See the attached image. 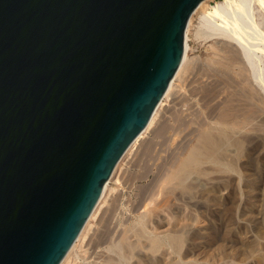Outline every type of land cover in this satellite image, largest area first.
<instances>
[{
	"label": "water",
	"instance_id": "obj_1",
	"mask_svg": "<svg viewBox=\"0 0 264 264\" xmlns=\"http://www.w3.org/2000/svg\"><path fill=\"white\" fill-rule=\"evenodd\" d=\"M201 1L0 0V264H59Z\"/></svg>",
	"mask_w": 264,
	"mask_h": 264
},
{
	"label": "rangeland",
	"instance_id": "obj_2",
	"mask_svg": "<svg viewBox=\"0 0 264 264\" xmlns=\"http://www.w3.org/2000/svg\"><path fill=\"white\" fill-rule=\"evenodd\" d=\"M222 1L209 0L207 3L214 6ZM199 8L192 14L186 27L185 56L189 64L184 70L186 74L183 73V77L175 81L173 93L178 89L177 95H171L173 99L169 97L171 100L164 101L165 105L157 118L159 123L156 121L152 131L150 129L144 134V140H140L142 144L136 143L115 165L110 184L113 188L111 190L108 187L105 191L103 201L97 207V215L90 222L89 236L97 238L102 235V231L104 233L112 227L127 229L129 226L130 229L133 225H137V230L141 228L158 234L159 229L153 226V222L151 227L149 225L155 217L151 211L158 212L160 206V209H164V212L161 210L164 213L163 224H159L165 226L163 229L187 230L182 240L181 254L190 251L189 244H193L192 238L194 240L197 237L202 240L201 251L194 255L190 252L187 254L193 255L194 261L199 259V262L211 264L217 260L224 261L222 258H225V261L234 260L242 264L243 260L253 258L255 264L259 261L258 264H264V101L260 102L261 97L264 99V37L260 43L254 39L259 38L257 28L264 34V8L255 3L253 10L250 8L248 13L240 14L242 17L236 14L238 22L254 41L247 43L252 42L249 45L252 56L245 53L247 57L232 42L211 35V30L200 29V12L205 7ZM250 60L254 61L250 63ZM258 75H262L263 80ZM223 127L228 129L233 138L234 146L228 160L232 161L231 166L237 175L211 173L203 178L188 173L174 179L173 175L202 143L201 135L216 133L218 128ZM210 176L213 177L209 179ZM214 177L219 178V181H215ZM146 204L148 210L144 212ZM141 216H145L142 221ZM147 218L152 219L147 221ZM142 225L153 230L142 228ZM199 227H204L207 232L200 235ZM247 233L253 239H249ZM89 236L87 234L88 240L72 253L70 261L73 264L79 262L75 258L77 254H85L83 250L93 239ZM73 258L78 261L74 262Z\"/></svg>",
	"mask_w": 264,
	"mask_h": 264
},
{
	"label": "bare ground",
	"instance_id": "obj_3",
	"mask_svg": "<svg viewBox=\"0 0 264 264\" xmlns=\"http://www.w3.org/2000/svg\"><path fill=\"white\" fill-rule=\"evenodd\" d=\"M207 1H209V0H203V1H201L196 6V8L193 10V12L191 13V15H190V17H189V19L187 21L186 27L188 25V22H189L190 18L192 17V14L196 11V9L198 7H200V8L201 7H205L203 9V11L200 12V27L201 28L200 27L199 28L200 29L204 28L206 30L208 29L209 31L211 30V33H210L211 35L214 34V35H217L218 37H220L222 39H225V40H228V41L232 42V44L236 45L237 47L236 46L235 47L238 48V51L240 50L241 53H243L244 56H246V54H248V53L250 54V56H252L251 55V51H250L251 50V47H249V45L252 42H250L249 44H247L248 41H253V39H251L252 36H249L250 34L249 35L246 34V32L248 33V31L243 28L244 26H242L240 24V22H238V20L236 18V14H238V16H239L240 14L243 15L245 12L248 13V10L250 8L252 9L254 7V4L255 3L261 5V7L264 8V0H224L222 2H217L216 5H214V6L209 5L207 3ZM251 13H250V16L252 15ZM240 17H242V16L240 15ZM246 17H245V19L247 20ZM186 27H185V30H184V51H183L182 60H181V62L179 64L176 72L172 76V78H171V80H170V82H169V84L167 86V89L165 90L164 94L162 95V98L160 99V101L158 102L156 108L154 109V111H153V113H152V115H151V117H150L147 125L134 138V140L131 142V144L129 145V147L126 149L125 153H127L129 150H131V148L136 143H138V142L140 143V140H142V138L144 137V134L148 130H150L156 124L157 118H158V116L160 114L159 111H160V109H163V106L165 105L164 101L168 100L169 97H171V95L173 97L175 96L174 94L177 95V90L178 89L175 90L176 91L175 93H173L174 88H175L174 86L176 84L175 81L176 80H179L178 79L179 77L182 78L183 77V73L186 74V72H184V70L186 71L187 63L189 64V62H187L188 61L187 60V56H185L186 55V40H185ZM254 27H256V26H254ZM253 30H255V29L253 28ZM256 30H257L256 33H258V35H259V36L257 35V37H259V38H254V37L253 38L254 39H257L255 41L256 43H257V41L260 43V42H262L264 40V39H262L264 37L263 36L264 34L258 28ZM253 33H255V32H253ZM260 39H262V41H260ZM250 56L248 58H250ZM252 61H254V60H252ZM252 61L250 60V63ZM187 71H188V69H187ZM258 76L260 77L261 80H263L261 78L262 75L261 76L258 75ZM177 87L178 86H176V88ZM257 90H256V92H258ZM263 96H264V94H263ZM179 98H181V97H179ZM261 98H260V102H261V100L264 101V99H261ZM169 100H171V99H169ZM165 109L163 111H165ZM157 122L159 123V121H157ZM218 127H219V125H218ZM211 129H213V128H211ZM218 129H219V131H217L216 133H213V132H210L209 133L208 132L206 134L204 133L203 135H201V136H203L200 139V142L202 141V143L199 144V146L192 151V153L190 154L189 157H187V159L184 161V163L181 165V167L177 170V172L175 173V175H173V178L174 179L175 178L177 179V177L179 178V176H183L184 174L186 175L188 173H194V175L197 174V175H199V177L202 176L203 178H204V176H208L211 173H214L216 175H218V174L220 175V174H223V173H225V174L226 173H230L232 175L233 174H236L234 168L231 166V162L232 161L230 162V160H228V159H230L229 157L231 156V153H232L231 152L232 146H234L233 141H232L233 138H231L230 133L228 132V129L226 127L225 128L223 127V129H221V128H218ZM151 131H152V129H151ZM143 140H144V138H143ZM140 144H142V143H140ZM138 146H140V145H138ZM136 152H137V150H136ZM112 173H113V171H112ZM112 173H111V175H112ZM111 175L108 178V180L104 183L102 193H101V195H100V197H99L96 205L94 206L93 210L91 211V213L89 214L87 220L85 221L84 225L82 226L81 230L79 231L76 239L74 240V242L72 243V245L70 246V248L68 249V251L66 252V254L64 255V257L61 259V261L59 262V264H73V262L70 261V258H71L72 253L78 247H82V245L84 244L85 240H88V239H86V237H87V234L89 236V231L91 230L90 227L92 226L90 222H91V220L95 219V216L97 215V213H96L97 207L99 206V204L101 203V201H103L102 198L104 197V193H105L106 190H108V187H110V184L112 183L111 182ZM212 177L210 176L209 179L212 178ZM217 177H219V176H217ZM173 178H172V180H174ZM214 178H215V181H219L217 179H219L220 177L219 178L214 177ZM185 179H187V178H185ZM209 179H208V181H209ZM172 183H173V181H172ZM174 183L176 184L175 180H174ZM212 184H213V182H212ZM112 188H111V190H112ZM182 196H183V194H182ZM195 197H196V195H195ZM196 198H198V197H196ZM198 200L200 201V199H198ZM145 201H148V200H145ZM197 203H198V205H200L199 202H197ZM194 205H195V202H194ZM146 206L148 207L147 204L144 207L146 208ZM239 207H240V205H239ZM149 208H150V206H149ZM160 208H162V207L159 206L158 212H156V210L154 211L152 209L153 211H151V212H152V214L154 213V215H152V214H150V215L155 216V217H153V220L152 221L149 220V219H152V218L145 219L147 221H150V224L153 222L152 223L153 226L157 227V230L159 229V233L158 234L152 233L153 232L152 231L153 228H146V227H148V226H146L147 225L146 223H145L146 225H142V228L145 227L148 230L149 229H152L151 230L152 231L151 233L149 231H146L145 229H141L139 225H138V227L140 228L139 230L135 229V227L137 225H135V227H133L134 226L133 225L132 228H130V229H129V226L127 227V229L124 228V227H121V229H118L119 226H118V228H115V227H117V226H115V227H112L110 229H108L109 228L108 227L107 228L108 230L105 231L104 233L102 231V235L101 236L99 235L97 238L91 237L93 235L89 236V237H91L93 239H92L91 242L87 241V242H89V244H88V247L86 248V250L85 249L84 250L82 249L83 251H85V254L83 256H80L79 254H77L78 256L81 257L79 259L78 256L77 257L75 256V258H78L79 262H76L78 260L77 259L74 260V258H73V261L76 262V264H206L201 259L200 260L202 262H199L198 261L199 259L198 260L196 259L197 261H194L193 260V255L196 254L198 251H201L199 249L202 246V240H198L197 237H196L197 239L195 238L194 240L192 238V242L190 241L193 244H189V245H191V249H189L190 250L189 252L191 254H193V255L192 256L191 255H187V254H189V252L185 253L184 255L181 254V251L180 250H182L181 249V247H182L181 245H182V242H183L182 240H183V237H185L184 236V233L187 230L184 232V231H182L183 229H180V228L179 229L178 228H176V229H170V228L169 229H166L168 227H166L165 229H163V227H165V226H162V225H159V224H163L162 223V220L164 218H162V215L164 213H161V210H163V212H164V209H160ZM156 209H157V207H156ZM143 210H144V208H143ZM146 210H148V208H146L144 212H146ZM108 212H110V211H108ZM111 212H113V211H111ZM147 212H149V211H147ZM151 212H149V213H151ZM147 216H148V214H147ZM110 217H112V214L110 215ZM144 217L145 216H143V217L141 216L140 217V218H143V219H141V221L144 220ZM109 222H110V220H109ZM111 224H109V226ZM152 224L149 225V226L151 227ZM124 225H126V224H124ZM239 225H240V223H239ZM192 230H193V228H192ZM198 232L200 233V235H202V234L204 235V233L207 232V230H204V227H199L198 228ZM208 234H207V236H208ZM248 234L249 233H247L246 235L248 236ZM251 236H253V234ZM126 237L129 238L130 242H128L129 240H127ZM198 237H200V236H198ZM248 237H250V236H248ZM202 239L204 240L206 238H202ZM249 239H253V238L250 237ZM249 239H247V240H249ZM210 249H211V247H210ZM197 255L200 256V253H198ZM189 256H191L192 258L189 257ZM195 258H198V257H195ZM257 258L259 260V257H257ZM208 260H209V258H208ZM222 260H224V261H220V260L218 261L217 260L216 262H213L211 264H237V263L233 262L234 260L233 261H231V260H226L225 261V258L224 259L222 258ZM237 261H238V259H237ZM260 262L261 261H259L258 263H260ZM242 264H255V263H254V260L252 258V259H246L245 261L243 260V263Z\"/></svg>",
	"mask_w": 264,
	"mask_h": 264
}]
</instances>
